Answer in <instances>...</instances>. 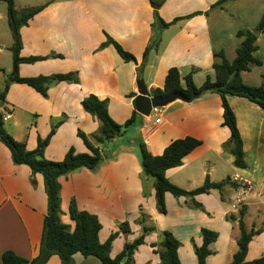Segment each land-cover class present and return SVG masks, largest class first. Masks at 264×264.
Listing matches in <instances>:
<instances>
[{"label":"crops","instance_id":"1","mask_svg":"<svg viewBox=\"0 0 264 264\" xmlns=\"http://www.w3.org/2000/svg\"><path fill=\"white\" fill-rule=\"evenodd\" d=\"M217 1L165 0L159 10L161 18L166 23L180 20L165 29L156 25V34L152 31L154 9L149 0H75L45 8L21 29L20 56L55 54L62 58L23 63L19 74L30 78L77 72L81 82L54 85L47 98L28 85H11L4 103L10 114L5 123L7 132L33 151L38 140L46 139L56 125L57 131L45 150L48 160L62 161L70 148L78 153L89 152L78 131L91 136L98 131L99 123L83 110V99L90 94L107 99L111 117L119 124L127 122L136 111L137 69L143 64L153 38L159 42L157 47L156 40L152 44L144 73L152 96L155 89L163 88L170 68H177L182 79L193 73L198 88L208 78L214 81V54L224 52L233 61L243 41L237 33L256 28L264 15V0H237L224 8L211 9ZM195 13L200 14L182 19ZM106 35L133 54L137 63L123 61L112 46L99 51L107 40ZM256 45L263 63L243 72L242 78L245 84L258 87L264 86V34L259 35ZM229 104L243 139L246 169L235 167L234 156L224 149L230 131L223 126V108L217 95L208 93L189 104L176 101L159 109L155 116L140 115L139 123L129 127L125 134L127 151L108 150V159L97 172L82 169L60 178L62 221L74 226L69 218V205L75 199L80 210L99 218L102 243L119 230V224L128 222L132 233L115 239L111 250L115 258L127 241L139 237L141 226L137 220L141 214L148 215L159 231H169L179 240L181 264H198L195 247L202 246L201 231L208 229L219 237L210 246L213 254L206 264H227L238 251V221L243 210L246 228L261 231L249 244L246 261L264 256V110L241 97H229ZM188 136L202 144L185 157L181 167L168 170L167 178L179 188L193 191L203 186L207 178L219 183L239 174L253 185L238 211L233 209L232 200L240 186L234 183L235 186H228L222 192L212 190L198 195L195 200L202 209L191 206L185 197L167 194V213L158 212L153 180H143L140 151L132 147L144 142L158 156L173 141ZM47 208L43 176H32L27 166L15 165L11 152L0 141V264L7 251L28 260L38 256ZM157 242L158 233L146 237V243L135 254L136 264H161L152 248ZM73 259L74 264H100L97 259L81 254ZM47 264H61V261L55 255Z\"/></svg>","mask_w":264,"mask_h":264},{"label":"trees","instance_id":"2","mask_svg":"<svg viewBox=\"0 0 264 264\" xmlns=\"http://www.w3.org/2000/svg\"><path fill=\"white\" fill-rule=\"evenodd\" d=\"M7 3L8 22L15 40L14 48V72L6 81L5 86L0 93V103H7V95L13 84H25L33 88L44 98L48 97L50 88L59 83L80 84L79 73L69 72L53 75H40L37 77L24 78L19 74L21 64H34L53 58H62V56L51 54L44 57L22 58L20 52L22 49L21 29L29 25L30 21L45 6L30 7L22 12L17 11L15 0H0ZM154 9V23L152 26L153 34H156V25L163 29L176 23H166L160 16L159 10L164 4V0L154 2L149 0ZM237 0H218L211 6V9L224 8L228 3ZM200 13L184 17L189 19ZM205 14H208L206 12ZM260 34H264V15L259 24L254 29H243L237 33L243 41L237 48V55L233 61H229L224 52L215 53V62L213 69L215 71V80L207 79L205 84L198 88L193 81V73L188 74L183 79L177 68H170L162 89L154 90V97H166L173 93H181L186 97L206 90L217 95L221 99L223 108V126L230 131V138L224 144V149L231 153L234 158V165L239 169H246L245 151L243 139L237 125L236 115L229 104V97L245 98L264 110V86H249L245 84L242 73L250 71L254 67L262 65V60L258 57V47L256 45ZM107 36V40L100 45L99 51L113 47L119 56L126 63H137L136 57L127 52L115 39ZM159 42L158 38H153L144 54V59L148 57L150 48L154 41ZM264 76V74H263ZM83 110L94 117L99 123L98 131L88 136L78 131V136L83 140L89 150L87 153H78L74 148L65 155L60 162L50 161L45 157V150L49 146L52 137L57 131L54 125L46 139H39L37 148L33 151L28 150L26 143L17 141L10 135L5 123V113H9L8 108L4 106L0 109V141L9 149L15 165L27 166L32 176L38 174L44 178L45 192L47 195V214L43 223V234L40 243L39 254L36 258L28 260L22 258L11 251L2 255L3 264H47L51 257L58 256L61 264H74V256L81 254L85 258H95L100 264H136L135 254L138 249L146 243V237L152 233H158L159 242L152 244L155 253L159 255L161 264H181L179 258V248L181 243L169 231H159L150 221L148 215L141 214L137 224L141 226V234L133 241H127L124 244L122 252L115 258L111 256L113 242L121 234L130 235L132 233L130 224L124 222L119 224V230L112 233L105 243L100 240L101 222L96 215L87 211L80 210L75 199H72L69 205V218L74 226L62 221L63 212L61 210V183L60 178L66 177L82 169H88L91 172L97 170L104 164L108 157L105 147L110 145L115 139L125 135L131 126L139 123L142 117L133 111L131 118L124 124L117 123L109 113V101L102 100L96 95L90 94L82 101ZM202 142L193 137H185L173 141L163 154L155 156L147 148L144 142L139 143L140 165L142 168V177L153 180V190L157 210L160 214L167 213L166 195L171 194L175 198L185 197L194 208L202 209L201 204L197 203L195 198L198 195L209 194L212 190L222 192L228 186H235L231 180L219 183H213L208 178L203 186L193 190L186 191L174 185L166 176L168 170L178 168L183 165V160ZM107 157V158H106ZM113 160V158H111ZM244 211L239 214L240 237L238 239V251L233 260L227 264H264V256L254 261H246L249 244L254 236L261 231L248 230L244 224ZM234 220V218H231ZM201 235L203 244L201 247H195L198 264H206L207 258L213 254L210 246L217 241L219 235L208 229H202Z\"/></svg>","mask_w":264,"mask_h":264},{"label":"rangeland","instance_id":"3","mask_svg":"<svg viewBox=\"0 0 264 264\" xmlns=\"http://www.w3.org/2000/svg\"><path fill=\"white\" fill-rule=\"evenodd\" d=\"M62 1H75V0H15V7L17 11L22 12L26 8L30 7H41L45 6L48 8L53 4H57L58 2ZM154 2L162 1V0H153ZM165 1V0H164ZM150 2V1H149ZM8 6L7 3L4 1H0V87L4 82H6L14 72V48H15V40L13 37L12 30L10 28L8 22ZM124 77V76H123ZM124 83L127 84V77L126 81L125 78ZM155 116V114H153ZM155 120L156 118H152ZM127 135H123L110 143L108 150L114 149L116 153L123 149L127 151L129 147L126 143ZM139 149V145L133 146L132 148Z\"/></svg>","mask_w":264,"mask_h":264},{"label":"water","instance_id":"4","mask_svg":"<svg viewBox=\"0 0 264 264\" xmlns=\"http://www.w3.org/2000/svg\"><path fill=\"white\" fill-rule=\"evenodd\" d=\"M152 48L153 46H151L150 50H152ZM148 60V57L145 58L143 64L137 69L138 94L135 96L134 107L139 115L150 117L154 109L165 108L166 106L176 101H182L189 104L202 99L204 96L210 93L206 90H203L200 93L192 95L191 97H186L181 93H173L166 97L152 96L144 79V73L148 64ZM3 106L4 102H1L0 108H2Z\"/></svg>","mask_w":264,"mask_h":264},{"label":"built area","instance_id":"5","mask_svg":"<svg viewBox=\"0 0 264 264\" xmlns=\"http://www.w3.org/2000/svg\"><path fill=\"white\" fill-rule=\"evenodd\" d=\"M158 112H159V109H154L152 114H156ZM4 118H5V120H8L10 118V114L5 113ZM158 122H160V120H158ZM231 181L240 186V190L237 192V195L232 200L233 209L238 211L240 208L243 207L245 200H246V197H247V194H248V192L251 191L253 184L251 183L250 180H248L247 178H245L239 174H235L231 178Z\"/></svg>","mask_w":264,"mask_h":264}]
</instances>
